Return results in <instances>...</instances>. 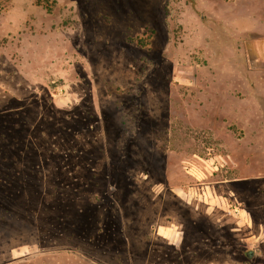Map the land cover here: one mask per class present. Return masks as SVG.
Returning <instances> with one entry per match:
<instances>
[{
	"label": "rangeland",
	"instance_id": "obj_1",
	"mask_svg": "<svg viewBox=\"0 0 264 264\" xmlns=\"http://www.w3.org/2000/svg\"><path fill=\"white\" fill-rule=\"evenodd\" d=\"M0 264H264V0H0Z\"/></svg>",
	"mask_w": 264,
	"mask_h": 264
}]
</instances>
